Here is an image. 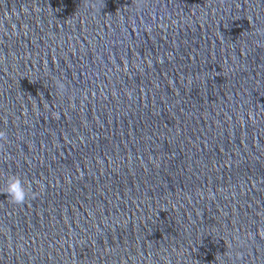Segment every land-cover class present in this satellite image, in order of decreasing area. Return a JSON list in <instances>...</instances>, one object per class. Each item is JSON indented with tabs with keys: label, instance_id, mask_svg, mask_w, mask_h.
<instances>
[{
	"label": "water",
	"instance_id": "water-1",
	"mask_svg": "<svg viewBox=\"0 0 264 264\" xmlns=\"http://www.w3.org/2000/svg\"><path fill=\"white\" fill-rule=\"evenodd\" d=\"M0 264H264V0H0Z\"/></svg>",
	"mask_w": 264,
	"mask_h": 264
},
{
	"label": "clouds",
	"instance_id": "clouds-1",
	"mask_svg": "<svg viewBox=\"0 0 264 264\" xmlns=\"http://www.w3.org/2000/svg\"><path fill=\"white\" fill-rule=\"evenodd\" d=\"M2 135L0 133V136ZM0 194L6 195L9 201L16 205H22L28 198L25 184L20 177L15 175L9 176L6 179L3 192Z\"/></svg>",
	"mask_w": 264,
	"mask_h": 264
}]
</instances>
